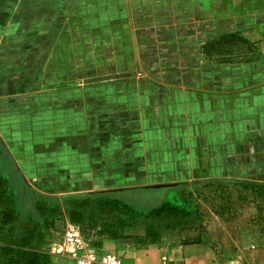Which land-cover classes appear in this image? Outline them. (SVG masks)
Returning a JSON list of instances; mask_svg holds the SVG:
<instances>
[{"label": "crops", "instance_id": "1", "mask_svg": "<svg viewBox=\"0 0 264 264\" xmlns=\"http://www.w3.org/2000/svg\"><path fill=\"white\" fill-rule=\"evenodd\" d=\"M239 182L264 184V0H0V247L12 209L45 225L46 264L73 261L69 233L126 264H264L232 223L197 244L95 234L150 221L162 189L181 216L193 187Z\"/></svg>", "mask_w": 264, "mask_h": 264}, {"label": "rangeland", "instance_id": "2", "mask_svg": "<svg viewBox=\"0 0 264 264\" xmlns=\"http://www.w3.org/2000/svg\"><path fill=\"white\" fill-rule=\"evenodd\" d=\"M2 163L6 162L2 160ZM4 167L7 165L5 164ZM3 171L10 176L7 168H4ZM9 185L20 186L15 181L10 182ZM185 196L191 206L180 208L183 211L181 216L160 212L161 209L167 207L178 208L184 201L176 190L165 188L157 194L158 202L150 201V204L138 207L141 213L146 214L152 210L157 214L151 216L150 221L145 220L143 216L135 218L143 219L147 223L151 222L155 226L156 240L158 241L174 242L178 240L188 243L201 240L207 234L206 225L217 222L232 223L237 226L241 230V236L249 244H260V240L262 237L264 238L260 233V230H264V194L258 195L252 186L237 183L233 185H199L185 192ZM119 200L112 201V205L123 206L121 202L123 200ZM161 204H165V206L162 207ZM136 233H139V229ZM86 235L91 238V235ZM134 235L131 236L134 237ZM96 239L98 241V238ZM105 251L108 250L105 249ZM61 262V264H73L68 256Z\"/></svg>", "mask_w": 264, "mask_h": 264}, {"label": "trees", "instance_id": "3", "mask_svg": "<svg viewBox=\"0 0 264 264\" xmlns=\"http://www.w3.org/2000/svg\"><path fill=\"white\" fill-rule=\"evenodd\" d=\"M237 184L250 185L258 195L264 194V184L251 182H239ZM14 213L12 209L5 211V220H3V225H6L3 233V239L5 240L0 247L3 259L8 264H46L49 256L41 247L46 235L45 225L41 223L39 217H29V219L24 218L15 221ZM69 219L75 225H83L86 221L82 213L76 211L69 213ZM103 220L101 229L95 232L97 236H108L112 239L123 237L127 239L135 234V238L145 239L151 244L159 242L156 240L155 226L151 222L147 223L139 218H108ZM89 223H91L90 229L94 230L98 225V219L91 217ZM137 229H139L138 234L136 233ZM86 234L90 235V232L83 231L82 233V236L88 239ZM199 242H201L200 239L188 242V244H197ZM92 246L101 250L99 243Z\"/></svg>", "mask_w": 264, "mask_h": 264}, {"label": "built area", "instance_id": "4", "mask_svg": "<svg viewBox=\"0 0 264 264\" xmlns=\"http://www.w3.org/2000/svg\"><path fill=\"white\" fill-rule=\"evenodd\" d=\"M68 241L74 245L73 264H126L117 254L98 250L73 233L68 234Z\"/></svg>", "mask_w": 264, "mask_h": 264}]
</instances>
